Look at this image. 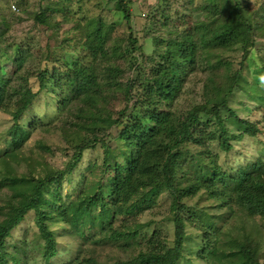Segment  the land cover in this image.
<instances>
[{
  "label": "trees",
  "instance_id": "16d2710c",
  "mask_svg": "<svg viewBox=\"0 0 264 264\" xmlns=\"http://www.w3.org/2000/svg\"><path fill=\"white\" fill-rule=\"evenodd\" d=\"M132 8L133 4L124 0H118L116 5L128 23L132 19ZM234 11L232 17L220 12L205 14L209 22L197 21L178 36L169 37L157 51L159 59L147 60L138 54V39L131 28L123 48L108 39L110 28L97 23L89 33L82 30L85 57L74 63L67 61L68 69L60 76L52 74L48 65L32 75L20 76L25 63L16 57L0 64V111L9 113L14 122L7 135L13 150L3 157L7 167L0 185L21 195V202L12 206L6 219L0 222V264H9V259H13L14 264L22 263L19 257L8 252V239L29 213H34L46 264L59 254L58 236L49 227L52 220L68 223L72 235L68 234L79 238L76 241L80 247L75 258L63 264H178L188 236L185 220L180 215L185 206L183 201L197 194L223 201L228 197L239 210L264 219V164H254L250 170L241 169L229 176L220 173L218 166H209L205 160L209 154L212 164L216 161L211 155L212 142L218 141L221 149L228 152L233 148L231 140L245 134L255 137L259 133L258 123L241 119L230 107V97L237 89L250 94L259 104L258 108L264 110V95L244 85L241 79L250 54L249 46H253L257 36L256 24L237 4ZM35 21L48 26L47 12L35 15ZM238 50L242 52L240 67L232 71L224 62V55ZM89 59L91 62L86 64ZM203 59L209 67L203 82V100L181 113L177 102ZM128 61L129 70L123 65ZM223 65H227L225 72L221 69ZM57 89L69 96L65 95L63 101L58 99L55 122L46 125L43 119L35 117L21 123L40 93L55 94L58 98ZM117 99L124 107L115 110L113 105ZM222 111L245 125L243 134L227 138ZM203 116L212 117L214 122L206 123ZM43 127L58 129L66 144L72 146L73 153L68 155L62 169L45 163L39 173L34 171L21 176L12 169L10 161H25V145L33 132ZM98 145L103 149L97 165L99 174L88 179L85 190L75 201L67 204L60 200L58 203L51 189L75 171L85 151ZM196 163L201 166L198 170L211 177L206 180L199 174L195 181H185L186 171L191 166L195 169ZM181 171L185 173L181 175ZM226 176H229V184L222 186L228 188L229 196L221 194L222 189L215 185ZM163 192L173 199L175 233L172 246L161 233H153L145 250L124 260L101 262L86 253V242L122 243V248L129 247L145 227L137 223V216L151 209L155 198ZM120 216L133 217L132 224L125 219L121 225L116 224ZM234 249L230 248L229 256H221L217 263L258 264L254 259L257 247Z\"/></svg>",
  "mask_w": 264,
  "mask_h": 264
},
{
  "label": "rangeland",
  "instance_id": "374dc122",
  "mask_svg": "<svg viewBox=\"0 0 264 264\" xmlns=\"http://www.w3.org/2000/svg\"><path fill=\"white\" fill-rule=\"evenodd\" d=\"M117 3L118 0H0V64L4 65L9 59L16 57L25 63L20 69V76L24 73L32 75L47 65L52 74L60 76L68 69L67 61L74 63L85 57L87 53L82 30L89 33L92 26L97 23H102L103 28H110L108 39L123 48L127 45L131 28L138 39L136 44L138 54L144 55V59L147 60L159 59L157 51L162 49L169 37L178 36L186 28L195 26L197 21L209 22L205 14L220 12L232 17L237 4L254 19L256 24L254 32L257 35L253 46H249L250 54L245 61L241 79L244 85L253 87L258 94L264 95V35L261 33L262 29L264 30V0H150L143 6L133 4L131 10L133 15L129 23L125 20L124 14L116 9ZM13 5L19 10L13 11ZM44 11L48 15V26L35 21V15ZM204 60H200L199 70L191 75L177 102L178 111L181 113L203 100V82L209 69ZM241 60L242 52L239 50L224 55V62L228 63L232 71L240 67ZM130 61L123 64L125 69L129 70ZM90 62V59L85 61L86 64ZM104 65L109 66L106 63ZM221 69L225 72L227 65H223ZM31 82L34 85L35 80L32 79ZM56 92L58 98L55 94L50 96L46 92L40 93L21 123H27L35 117L43 119L46 125L55 122L56 105L66 98L65 95L69 96L68 93L62 94L60 89ZM249 95L237 89L230 97L229 105L241 119L258 123L260 129L258 135L252 137L245 134L240 139L231 140L233 148L228 152L221 149L218 141L212 142L211 155L216 159L214 164L208 158L209 154L205 156L209 166L210 164L218 166L220 173L229 176L237 174L241 169L250 170L254 164H264V110H260L259 104ZM113 106L115 110L124 107L118 99ZM222 113L227 138L243 134L245 125L237 122L228 112ZM202 119L206 123L214 122L209 116H203ZM13 123L9 113L0 111V181L7 167L3 157L13 150L7 136L8 129ZM193 148H196L195 144ZM24 153V162L10 161L12 169L21 176L34 171L35 174L39 173L42 164L45 163H51L57 169L64 168L66 160L70 157L68 155L73 153V148L66 144L58 129L43 127L33 132L25 145ZM188 153L192 155L193 152ZM102 156L101 145L85 151L75 171L51 189L52 193L55 191L53 194L58 203L64 200L69 204L78 198L85 190L88 179H93L99 174L100 167L97 165ZM198 163L195 164V169L191 166L186 171L185 181L188 179L195 181L196 177L200 176L206 180L211 177L205 175L203 170L202 172L198 170L201 169L200 164L203 162ZM183 173L185 171H181V175ZM229 176H226V181V177H221L215 182L217 189H222L221 194L227 196L230 195L228 188L222 185L228 183ZM1 185L0 222L6 219L12 206L21 202L20 193ZM183 204L184 210L180 215L185 220L188 236L183 257L178 264H218L221 256H229L230 248L237 250L236 248L240 246H250L252 249L257 247L258 252L254 259L258 264H264V219L259 216L252 217L247 212L239 210L228 197L223 201L209 195L205 197L197 194L183 201ZM34 217V213H29L8 239V252L15 258L19 257L21 264H46L42 256L43 241L35 227ZM174 218L173 199L169 193L163 192L155 198L151 209L137 216V223L145 227L140 236L129 243V247L122 248L120 246L122 243L86 242V253L101 262L124 260L138 254L142 249L145 250L153 233H161L172 246L175 233L172 222ZM124 219L130 225L134 218L120 216L116 224L121 225ZM49 227L58 236L59 243V254L50 261V264H63L73 260L80 246L76 241L79 238L68 234L69 232L72 235L70 225L63 220H52L49 221ZM97 234L100 235V232ZM239 256L238 254L236 259ZM9 264H14L13 259H9Z\"/></svg>",
  "mask_w": 264,
  "mask_h": 264
},
{
  "label": "built area",
  "instance_id": "2783aa9c",
  "mask_svg": "<svg viewBox=\"0 0 264 264\" xmlns=\"http://www.w3.org/2000/svg\"><path fill=\"white\" fill-rule=\"evenodd\" d=\"M125 2H128V3H132V4H135V3H138L139 5L143 6L144 4H146L147 2H149L150 0H124ZM12 10L13 11H18V7L16 5H13L12 6Z\"/></svg>",
  "mask_w": 264,
  "mask_h": 264
}]
</instances>
